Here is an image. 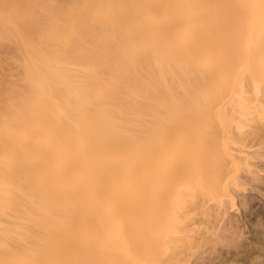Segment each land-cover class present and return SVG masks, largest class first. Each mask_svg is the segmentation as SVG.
I'll use <instances>...</instances> for the list:
<instances>
[{
  "label": "rangeland",
  "instance_id": "374dc122",
  "mask_svg": "<svg viewBox=\"0 0 264 264\" xmlns=\"http://www.w3.org/2000/svg\"><path fill=\"white\" fill-rule=\"evenodd\" d=\"M224 5L195 32L204 82L175 90L196 104L185 115L196 127H119L130 175L112 183L120 205L136 189L130 203L46 210L38 164L0 163V264H264V0L245 11L241 50ZM101 11L91 0H0V137L20 98L56 97L67 92L59 76L87 77L85 56L103 45L87 30ZM164 145L174 158L158 159Z\"/></svg>",
  "mask_w": 264,
  "mask_h": 264
},
{
  "label": "bare ground",
  "instance_id": "6f19581e",
  "mask_svg": "<svg viewBox=\"0 0 264 264\" xmlns=\"http://www.w3.org/2000/svg\"><path fill=\"white\" fill-rule=\"evenodd\" d=\"M118 2L116 9L113 0H91V4H100L104 16L87 32L103 45L85 56L87 77L80 85H70L59 76L67 92L56 97L45 92L20 98L17 106L21 111L9 109L4 115L7 125L0 137V163L13 165L23 160L28 168L38 164L44 191L38 196L39 203L46 210H87L109 207L113 202L117 206L130 203L136 189L126 190L127 201L123 198L126 203L120 205L115 198L119 185L112 183L130 175L129 169L121 166L118 153L119 127H196L185 123L187 111L196 104L175 93L181 84L204 82L201 67L205 48L196 46L195 32L203 33L206 18L214 15L218 2L224 3L225 16L236 19L232 37L229 33L232 49L241 50L249 19L245 11L253 10L257 0ZM236 5L238 9H234ZM90 17L94 19L95 12ZM110 38L113 43H106ZM188 68L192 73L186 77ZM108 145L115 150L111 154ZM164 146L157 152L158 159L174 158ZM108 180L110 185H105ZM68 217L73 219L62 214L61 220ZM53 251L44 255L59 256L62 249Z\"/></svg>",
  "mask_w": 264,
  "mask_h": 264
}]
</instances>
